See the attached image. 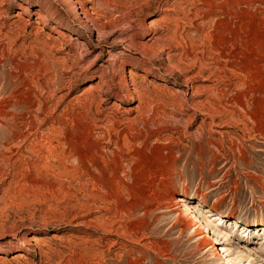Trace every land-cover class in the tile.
I'll return each instance as SVG.
<instances>
[{"label":"rangeland","instance_id":"rangeland-1","mask_svg":"<svg viewBox=\"0 0 264 264\" xmlns=\"http://www.w3.org/2000/svg\"><path fill=\"white\" fill-rule=\"evenodd\" d=\"M0 108V264H264V0H0Z\"/></svg>","mask_w":264,"mask_h":264},{"label":"bare ground","instance_id":"bare-ground-1","mask_svg":"<svg viewBox=\"0 0 264 264\" xmlns=\"http://www.w3.org/2000/svg\"><path fill=\"white\" fill-rule=\"evenodd\" d=\"M92 90V89H91ZM90 90V91H91ZM89 92V91H88ZM126 92H130V91H126ZM128 93H127V96H129L128 95ZM136 95H138V94H136ZM126 96V97H127ZM141 100V99H140ZM2 101V100H1ZM9 117H11L10 116V114L7 112V111H5V110H3L2 108H0V124H2V125H4L5 127H8V124H7V122H8V119H9ZM50 132H54V130H51ZM16 135V134H15ZM53 134H51L50 136H52ZM70 135H68V133H67V131H63V135H62V138H63V140H64V142L66 143V144H71L72 142H71V140H70ZM16 140H17V136H15L14 137ZM53 138V137H52ZM60 140V139H59ZM10 141V140H9ZM60 142V141H59ZM89 143V146H88V149H87V151L86 152H84V153H82L81 155H80V161H81V164L82 165H84V164H89L90 165V167L91 168H93L96 172H95V174L94 175H92L91 174V172H90V170H86L85 171V175L87 176V179L89 178L90 179V181L92 180L93 182H94V184H96L97 186H103V187H105V186H108V187H110L111 189H114V190H117V189H121L120 187L122 186L121 184H123V182L122 181H120L119 179H118V171H119V166H118V162H117V160H115V159H112L109 163H105L104 161H102V162H99L98 160H97V158H96V156H97V154H98V147L96 146V145H93L90 141H88ZM64 144V143H63ZM85 148V147H84ZM56 148L55 147H52V148H50V153H53V151L55 150ZM86 149V148H85ZM57 150V149H56ZM64 156H65V153L63 152L62 153V158L61 159H63L64 158ZM109 172H111L112 174L111 175H108V176H106V174L107 173H109ZM89 181V180H88ZM91 183V182H90ZM95 185V186H96ZM94 186V187H95ZM96 186V187H97ZM105 194V193H104ZM109 194V193H108ZM208 195V191H204L203 192V197L204 198H206V196ZM104 197H105V195H104ZM107 198H109V197H107ZM114 198V197H113ZM165 198V197H164ZM158 199H159V197H158ZM161 199V198H160ZM167 199V198H166ZM110 200V198L107 200V201H109ZM161 200H163V199H161ZM174 200L175 201H177V203H183V205H185V207L187 206L186 205V201L185 200H183V199H176V198H171L170 200H167V202L168 203H160L161 201H158V200H154L157 204L156 205H154L155 203H152V204H150L149 206H147L148 207V209H149V211L148 210H146V212L148 213V212H150L151 211V209L154 207V206H159V207H164V208H167L168 209V207H170V206H173L174 205ZM231 201V208H235V204H236V202H235V200L234 199H231L230 200ZM114 202V201H113ZM217 203H219V201L218 202H216L215 203V205H213L214 206V208H216V207H218L219 206V204H217ZM188 207V206H187ZM137 210V209H136ZM134 211H135V209H134ZM218 211V210H217ZM148 215V214H147ZM198 222L201 224V227H202V229H201V232H202V234H199V235H202V238L200 239L199 238V245H208V242L211 244V246L214 248V250L216 251V252H218V247H217V244H218V238H215V239H213L212 241L208 238L209 237V234L208 233H206L207 231H208V227L206 226V225H204L203 223H202V221L200 220V219H198ZM190 224V223H189ZM175 227H179L180 228V231H181V233H184L189 227H190V225H188L187 223H185V219H184V217H183V215L182 214H179L178 215V218H177V220H176V224H175V226L173 227V228H175ZM195 231H197L196 229H195ZM186 233V232H185ZM206 233V234H205ZM198 245V246H199ZM200 247V246H199ZM21 256H23V255H21Z\"/></svg>","mask_w":264,"mask_h":264}]
</instances>
